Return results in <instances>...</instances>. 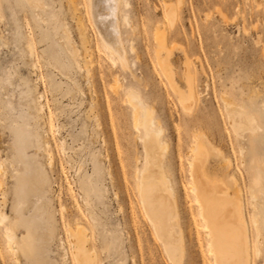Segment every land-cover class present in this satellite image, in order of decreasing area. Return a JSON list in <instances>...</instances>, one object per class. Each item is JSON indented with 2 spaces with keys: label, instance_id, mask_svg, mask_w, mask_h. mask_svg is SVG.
I'll list each match as a JSON object with an SVG mask.
<instances>
[{
  "label": "rangeland",
  "instance_id": "rangeland-1",
  "mask_svg": "<svg viewBox=\"0 0 264 264\" xmlns=\"http://www.w3.org/2000/svg\"><path fill=\"white\" fill-rule=\"evenodd\" d=\"M39 1L42 6L35 7L0 0V215H7L0 221V264H77L72 252L65 258L69 245L62 242L68 225L79 221L88 227L97 264H215L191 190L188 161L198 131L234 163L253 238L254 215L263 236V253L253 260L264 264V0H131L137 33L124 27L123 35L131 68L104 48L82 13L91 47L85 53L68 0ZM166 4L176 9L174 21ZM158 24L168 30L162 57L169 58L173 79L184 92L191 71L195 102L190 110L159 63ZM131 89L155 108L169 145L163 165L185 230L177 260L144 210L139 186L145 161L127 101ZM40 94L46 96V110L38 113ZM225 98L232 103L228 107ZM228 111L243 123L240 134ZM20 125L30 127L25 142L17 133ZM221 166L210 156L208 175L226 179ZM8 231L15 236L18 258L9 248Z\"/></svg>",
  "mask_w": 264,
  "mask_h": 264
},
{
  "label": "bare ground",
  "instance_id": "bare-ground-1",
  "mask_svg": "<svg viewBox=\"0 0 264 264\" xmlns=\"http://www.w3.org/2000/svg\"><path fill=\"white\" fill-rule=\"evenodd\" d=\"M23 1L35 7L42 6L39 0ZM68 1L72 6L73 17L76 20L78 33L81 34V43L86 51L85 53L90 52L91 47L88 27L82 17V13H85L93 23L94 29L99 34L104 48L107 51L109 50L120 61L123 68H131L127 55V41H125L123 35L125 34L124 27H127L131 34L137 33V28L129 11L132 8V1ZM174 9L173 6L166 4V14L172 21L175 20V15L172 13ZM65 32L66 34H70L68 29ZM154 35L161 68L169 77L174 90L179 94L182 105L190 110L193 106V100L195 102V90L193 87L194 83H192V76L190 75L191 71L188 70L189 92H184L175 83L176 81H174L175 78L171 74L169 58L162 57V53L166 50L168 51L169 47L167 28L160 24L156 25ZM29 46L32 51L34 45L30 43ZM130 47V49L135 50L133 43ZM91 63L92 60L88 59L86 70L89 76L92 75ZM117 85H119V80L117 81ZM38 99L39 105L36 108L37 112H45L46 105L42 104V102H46L45 94H40ZM127 101L134 110V127L140 133L139 139L143 146L145 162L140 176L139 190L144 210L153 223L157 235L163 242L166 251L172 259H175L178 253H183L185 230L182 227L181 214L174 188L170 184V180L164 170L163 154L169 147L168 143L162 139L164 128L155 116V108L147 104L138 91L133 89L129 90L127 92ZM224 101L227 107L232 104L226 98ZM228 114L230 125H232L236 133L240 134L245 129L242 126L243 123L231 111H228ZM250 119L253 124L254 119ZM29 128L27 127L26 129L28 130ZM27 130H23L22 125L17 130L22 142L27 141L30 137L27 134ZM46 144H49L48 141H46ZM210 156L221 160L222 166L220 170L226 179H214L208 175L207 161ZM53 160V153L50 150L48 152V161L51 166ZM188 164L191 175V190L195 194L198 208L201 211L202 220L205 225V233L210 241L209 250L213 254L214 263L255 264L253 260L254 254L260 255L263 253L261 247L263 236L259 227V219L254 215L253 222L255 223L256 231L255 239L253 238L252 228L247 215L245 188L239 183L240 180L234 172V163L231 157L225 155L221 148L214 145L205 132L198 131L194 135ZM35 176L37 179L42 180L40 175H37V172ZM254 197L256 196L254 195ZM6 202L7 196L4 195L3 203L6 204ZM252 206L254 210L258 209L257 205L253 204ZM6 219L7 215H0L1 222H4ZM6 237L10 250L17 257L19 249L14 245V234L8 231L6 232ZM62 244L65 247L69 245V249H67L68 246L66 248L65 258L72 252L77 264H97L95 249L90 246L88 247L89 233L86 224L80 221L78 223L76 222L75 225L69 224L67 240L63 241Z\"/></svg>",
  "mask_w": 264,
  "mask_h": 264
}]
</instances>
